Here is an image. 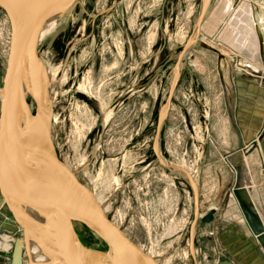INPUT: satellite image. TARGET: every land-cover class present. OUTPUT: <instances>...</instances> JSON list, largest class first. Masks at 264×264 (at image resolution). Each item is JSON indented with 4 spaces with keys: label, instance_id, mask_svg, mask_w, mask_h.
<instances>
[{
    "label": "rangeland",
    "instance_id": "obj_1",
    "mask_svg": "<svg viewBox=\"0 0 264 264\" xmlns=\"http://www.w3.org/2000/svg\"><path fill=\"white\" fill-rule=\"evenodd\" d=\"M205 1L77 0L37 48L43 76L34 68L32 76L24 75L26 103L35 117L44 107L33 86L45 90L49 130L61 161L93 192L108 218L159 264H195V229L205 227L195 190L198 166L203 157L209 160L204 117L212 95L199 86L194 66L201 61L214 67L211 44L197 34ZM10 31L0 8V59ZM156 152L164 164L183 171L165 167ZM21 214L36 234L28 250L24 246L23 264H32L34 243L50 263L59 264L50 237L40 231L53 226ZM222 219L221 212L206 227L214 229ZM14 223L3 204L0 233L13 235V250L23 244V230ZM74 227L92 253L82 256L83 264H109L96 257L109 255L103 240L78 221Z\"/></svg>",
    "mask_w": 264,
    "mask_h": 264
},
{
    "label": "crops",
    "instance_id": "obj_2",
    "mask_svg": "<svg viewBox=\"0 0 264 264\" xmlns=\"http://www.w3.org/2000/svg\"><path fill=\"white\" fill-rule=\"evenodd\" d=\"M10 32L0 59V91ZM199 37L211 44L214 67L200 60L194 64L199 86L212 95L204 117L209 120L210 154L198 166L197 207L200 215L215 209L216 218L222 212L223 219L214 229H195V264H264V252L236 199L228 195L239 171L240 183L264 225V0H210ZM3 204L0 194V207ZM7 262L0 259V264Z\"/></svg>",
    "mask_w": 264,
    "mask_h": 264
},
{
    "label": "water",
    "instance_id": "obj_3",
    "mask_svg": "<svg viewBox=\"0 0 264 264\" xmlns=\"http://www.w3.org/2000/svg\"><path fill=\"white\" fill-rule=\"evenodd\" d=\"M76 1L0 0V8L9 18L12 31L8 63L0 91V194L13 219L23 230V244H18L13 250L10 264H22L24 246L28 250V240L32 235L27 217L17 210L21 205L35 209L51 223L52 229L45 230L42 226L40 231L50 237L48 239L52 241L61 264H83L82 256H92L91 251L79 239L74 227L75 221L103 240L109 254L113 253L118 257L117 264H159L108 218L93 192L61 161L51 138L48 116L44 124L38 119L44 110L40 107L42 113L35 117L25 101L21 106L20 94L29 56L42 64L37 52L42 27ZM209 2L210 0L205 1L197 23L198 36ZM196 40L190 45L195 44ZM21 127L30 138L31 151L35 153L34 157H38L37 161L31 159L19 143L18 130ZM160 130L161 125L157 137ZM156 156L165 167L183 171L164 164L157 152ZM240 174L238 171L237 182L228 195L236 199L250 232L264 252V225L248 200L247 192L240 183ZM195 199L198 205L196 190ZM197 215L200 216L202 226H209L215 222L216 210L211 209L204 216L199 213ZM109 264L113 262L110 260ZM219 264L231 263L222 261Z\"/></svg>",
    "mask_w": 264,
    "mask_h": 264
},
{
    "label": "bare ground",
    "instance_id": "obj_4",
    "mask_svg": "<svg viewBox=\"0 0 264 264\" xmlns=\"http://www.w3.org/2000/svg\"><path fill=\"white\" fill-rule=\"evenodd\" d=\"M64 11H61L59 14H56L42 27L40 35H39L38 46L42 42V39L46 38L51 33H53V31H56V29L59 28L60 24L64 20V16H62V13ZM31 68H34L35 73H40L41 76H43V71H44L43 63H42V65L40 64V66H39V64L33 59V57L29 56V58L27 60L26 67H25V76H27L26 75L27 71H28V76L29 77L32 76L33 72H32ZM33 94L35 95V97L37 99L40 100L41 106L44 107V109L42 108L44 110L42 116L38 118L39 121L41 122V124H44L46 116H49V109L47 108L46 102L44 100V99H46L45 90L43 91V89H38V86H33ZM27 95H28V91L22 85L21 94H20L21 106L26 102L25 98ZM41 99H42V101H41ZM45 109H46V111H45ZM18 137H19V143L22 145L23 151L26 152L31 157V159H33L34 161H37L38 157L37 156L34 157L35 153L33 151H31L32 145L30 142V138L26 135L23 127H21L18 130ZM188 176L191 179V175H188ZM245 198H246V196H245ZM99 203H100V201H99ZM17 210L20 213H23L26 216L32 217L37 221L44 222V224L45 223L48 224L49 227L51 225V223L47 222V220H45V218L39 212H37L35 209H33L31 207L21 205V206L17 207ZM52 232L55 233V231H52ZM35 236H36V234H34L32 232L31 239H33ZM0 247L3 251H6L8 249V246L4 243H0ZM30 247H31L30 253H31L32 264H53V263H50L49 257L46 255L45 250L41 246L34 243V244H31ZM53 249H54V247H53ZM54 250H53V256L55 253V258H56L57 256H56V252ZM96 257L97 258L99 257L100 261L103 260L106 262L108 260H111L113 262V264H117V262H118V257L116 255H114L113 253L109 254L107 256V258H105V256H104L105 259L100 258V256H96ZM57 260L59 261L58 257H57ZM59 264H61L60 261H59Z\"/></svg>",
    "mask_w": 264,
    "mask_h": 264
},
{
    "label": "built area",
    "instance_id": "obj_5",
    "mask_svg": "<svg viewBox=\"0 0 264 264\" xmlns=\"http://www.w3.org/2000/svg\"><path fill=\"white\" fill-rule=\"evenodd\" d=\"M13 235L10 233H0V243H4L8 246V249L6 251H3L2 249H0V252L2 253V255H0V257L2 259H6L8 260L10 257L11 252L13 251V248L15 246V239L14 237H12Z\"/></svg>",
    "mask_w": 264,
    "mask_h": 264
}]
</instances>
